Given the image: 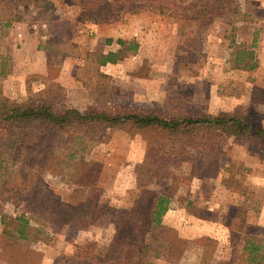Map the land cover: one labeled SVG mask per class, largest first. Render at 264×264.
Returning a JSON list of instances; mask_svg holds the SVG:
<instances>
[{"label": "rangeland", "instance_id": "1", "mask_svg": "<svg viewBox=\"0 0 264 264\" xmlns=\"http://www.w3.org/2000/svg\"><path fill=\"white\" fill-rule=\"evenodd\" d=\"M70 1L77 4L82 2L48 0L44 7L37 8L33 0H9L14 15L23 24L18 29L16 42L21 40L23 32H33L36 37L44 38L43 32L51 17L74 16L76 18L70 34L82 50L81 56L73 57L78 59L72 63L63 60L61 67L57 63L55 73L51 74L48 66L44 72L31 74L27 79L29 87L16 93L9 88L11 83L14 84V78L6 75L5 63L0 67L4 70L0 76V88L12 101L24 102L39 87L46 85L51 88L50 91L63 94L68 105L83 112L92 113L97 108L116 105L155 109L166 115L203 109L215 115L242 113L250 117L255 126L264 127V0H164L167 6L164 8L157 7L161 5L160 0H116L129 10L142 11L124 13L117 9L118 19L108 23L118 24V30L129 40L139 37L144 47L139 60L124 72L125 81L128 82L116 89L119 92L116 97L111 96L106 101L93 97L85 86L83 93L68 96L65 87L57 81L64 69L66 71L69 67L79 81H87L90 86L95 80H91V74L100 69L99 59L105 48L104 41L108 34L113 36L116 33L106 30L100 33L97 27L100 23L84 22V18L74 13L76 8ZM102 1L96 0L98 3ZM6 2L8 0H0V12ZM191 5L197 6L191 8ZM144 6L152 9L145 10ZM182 8L183 13H180ZM195 9L197 11L193 17H178L185 11L191 15ZM152 26H155V31L150 34L146 28ZM117 46L118 43H115L106 48ZM101 47H104L103 50ZM3 48L0 45V54L6 55V43ZM238 50H254L257 67L251 69L238 65ZM244 56L248 60V56ZM151 70L155 75L163 74L166 77V86L156 94L155 99L147 96L143 91L147 89L146 86L141 85L146 82L143 80L150 77ZM131 82L135 84L133 89L136 91L131 90ZM72 98L76 101H72ZM112 132L113 129L105 130L86 158L103 163L99 179V186L103 188L100 203L118 211L133 205L140 191L138 166L148 153L147 141L141 133L130 134L134 136L130 139L115 136ZM4 139L6 128H0L1 149L6 147ZM223 144L220 171L212 178L200 180L192 177V161L187 160L172 167L177 176L175 180L154 175L153 165L144 171L143 185L175 193L170 203L172 209L165 214L161 229L181 241L176 250L155 258L158 264H239L245 246L244 224L264 225L263 222L258 223V218L264 213V141L237 142L233 138H225ZM28 145L21 146L22 152L15 156L18 161L23 159ZM194 152V155H184L182 158L193 157V163L196 159L201 161L204 158V153ZM152 160L154 163L155 158ZM62 175L58 168L48 169L43 189L72 202L87 195L88 187L65 180ZM4 198L6 192L0 188L2 213L16 215L25 211L23 202L16 203ZM30 216L33 223L37 222V214L30 213ZM229 223L237 226L242 233H231ZM249 229L254 233L252 226ZM3 230L0 215V264L6 263ZM256 231L260 232L258 229ZM52 233L53 238L48 243L24 244L25 249L35 248L42 252L43 264L64 261L74 255L79 245L88 241H97L99 248L105 249L114 233L113 217L102 225L87 229L66 227L59 232L52 230Z\"/></svg>", "mask_w": 264, "mask_h": 264}, {"label": "trees", "instance_id": "2", "mask_svg": "<svg viewBox=\"0 0 264 264\" xmlns=\"http://www.w3.org/2000/svg\"><path fill=\"white\" fill-rule=\"evenodd\" d=\"M33 1L37 8L44 7L48 2ZM81 1L79 4L70 1L76 8L74 13L84 18V22L96 24L117 20V9L124 13L142 11L129 10L116 0L100 3L96 0ZM160 1L161 5L157 7H167L164 0ZM196 6L191 5V8ZM4 7L0 12V45L3 48L6 43V55H2L3 48L0 67L6 63L7 69L10 67L12 47L6 36L17 19L9 0ZM196 11L193 10L191 15L185 11L178 17H193ZM180 13H183V8ZM75 18L51 17L43 32L45 37L40 40V48L47 52L51 74L57 71L54 66L58 63L61 67V61L66 57L81 56L80 45L70 34ZM113 41V38L107 39L109 44ZM116 41L121 46L120 51H102L99 65L121 60L127 52L139 48L137 40L119 37ZM244 55L248 56V60ZM58 59H61L60 62ZM236 62L251 69L258 65L254 50H238ZM2 74L4 70L0 69V76ZM91 75V80H95L90 86L83 81L85 87L93 97L106 101L112 76L100 69ZM50 90L46 87L35 91L24 102H14L0 88V128H6V147L1 149L3 145L0 144V188L6 192L5 200L23 202L25 210L16 215L0 211L6 238V263L2 264H43L42 252L35 248L25 249V243H48L53 238L52 230L59 232L66 227L87 229L102 225L111 217L114 233L105 249L99 248L97 241H88L79 245L73 256L55 264H158L155 258L176 250L181 241L161 229L175 193L143 185L144 171L153 165L154 175L175 180L177 176L172 167L187 160L192 161V177L200 180L212 178L220 171L225 138H233L237 142L264 141V127L255 126L253 120L242 113L215 115L203 109H190L184 114L166 115L155 109L131 105L103 106L91 113L68 105L63 94ZM108 129L141 133L147 141L148 155L138 166L140 191L130 208L118 211L100 203L103 188L99 186V179L103 163L86 158ZM27 143L23 159L18 161L15 156ZM195 150L204 153L201 161L196 159L193 163V157L182 158L194 155ZM53 167L62 171L63 179L88 187L87 195L72 202L43 189L45 173ZM30 213L37 214V222L31 221ZM228 225L231 233H242L237 226ZM244 225L245 246L239 264H264V234H261L264 226ZM251 226L254 233L249 229Z\"/></svg>", "mask_w": 264, "mask_h": 264}, {"label": "crops", "instance_id": "3", "mask_svg": "<svg viewBox=\"0 0 264 264\" xmlns=\"http://www.w3.org/2000/svg\"><path fill=\"white\" fill-rule=\"evenodd\" d=\"M142 15L144 16L145 14H142ZM21 25L23 24L19 22L17 19L15 23L13 24V26L11 27L9 35L6 36V40H8V43L9 42L11 43V47H12V50L10 53V60H9L10 67L6 69V75L7 76L9 75L10 77L14 78V84L11 83V86H9V88L11 89L13 93L21 91L23 90V88L29 87L28 85L29 83L27 82V79L28 77L31 76V74L38 73V72H44L46 69L48 70V56H47V52L40 48V40H41L40 36L36 37L35 33L33 32L32 33L23 32V37L21 38V40L19 42H16L18 38L17 36L18 31H19L18 29L22 27ZM117 25L118 24L116 23L104 22V23H100V25L97 26L98 31L100 33L101 31L103 32L105 30L116 32L115 34H113V36H110L112 34H108V36L104 34L108 38L117 37V38H113L114 41L110 44L107 43L108 38H106V40L104 41L105 48L101 47L102 50L104 48L103 52L105 53L109 51H120L121 46L119 44H118L119 46L114 47V48H110V49L106 48L108 46H113L115 43L117 44L116 40L119 37L125 38L123 33L118 30ZM146 31H149L150 34H152V32L155 31V26L147 27ZM124 33L126 32L124 31ZM114 35H118V36H114ZM138 38H137V41L139 42V48L136 51L127 52L123 59L118 60L116 62H108L106 65H99L101 71L112 76L111 91H110L109 97L117 96V93L119 92L116 91V89L120 85L122 86V83L128 82L127 80L125 81V79H127L126 76L124 75L125 70L130 69L128 68V66L130 67V65H132L133 62L138 61L139 57H141V53L143 52L142 49L144 46L140 38L139 40ZM76 59L78 58H73L72 56H68L65 59V61L72 63L71 61L76 60ZM134 67H138V66L134 65ZM57 81L61 83L62 87H65L64 90L67 92L68 96L75 95V93L79 95L83 93L84 91H86L84 87L85 86L84 83H82V81H79V79H77L74 76L73 69L69 67L66 71L64 69V71L60 74V77L58 78ZM143 81H146V82L141 83L139 81H134V83L136 84L141 83V85L143 84V86H146L147 89L146 90L143 89V91H146L145 94L147 96L150 95L152 99H155L156 94H158L160 91L163 90L164 85L166 86L165 75L163 74L155 75L154 71L152 70H151L150 77H147V79ZM134 83L131 82L130 84L132 91H136L133 89L135 85ZM44 88H46V85L39 87L38 90H41ZM74 100L75 98H72V101ZM78 103L79 102H77V104ZM111 134H114L115 136L121 135V136H124L125 138L129 137L130 139L134 138V136L130 135L129 132L123 129H113V132ZM171 209L172 208L169 207V210ZM169 210L167 211L168 214H169ZM263 217H264V213L260 215V218H258V223H262V222L264 223ZM258 225H263V224H258Z\"/></svg>", "mask_w": 264, "mask_h": 264}]
</instances>
